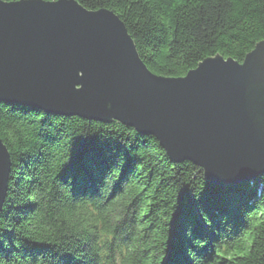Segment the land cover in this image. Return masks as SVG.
Here are the masks:
<instances>
[{
  "label": "trees",
  "instance_id": "16d2710c",
  "mask_svg": "<svg viewBox=\"0 0 264 264\" xmlns=\"http://www.w3.org/2000/svg\"><path fill=\"white\" fill-rule=\"evenodd\" d=\"M77 1L116 13L162 76L242 62L264 41V0ZM0 138L12 163L0 264H264V173L214 185L117 120L5 102Z\"/></svg>",
  "mask_w": 264,
  "mask_h": 264
},
{
  "label": "water",
  "instance_id": "95a60500",
  "mask_svg": "<svg viewBox=\"0 0 264 264\" xmlns=\"http://www.w3.org/2000/svg\"><path fill=\"white\" fill-rule=\"evenodd\" d=\"M0 102L153 135L214 185L264 173V41L242 62L205 58L181 77L152 72L126 23L77 0H0ZM11 156L0 138V214Z\"/></svg>",
  "mask_w": 264,
  "mask_h": 264
},
{
  "label": "bare ground",
  "instance_id": "6f19581e",
  "mask_svg": "<svg viewBox=\"0 0 264 264\" xmlns=\"http://www.w3.org/2000/svg\"><path fill=\"white\" fill-rule=\"evenodd\" d=\"M143 60V59H142ZM251 180V179H250ZM249 181V180H248Z\"/></svg>",
  "mask_w": 264,
  "mask_h": 264
}]
</instances>
